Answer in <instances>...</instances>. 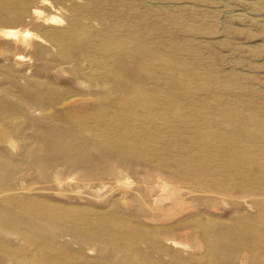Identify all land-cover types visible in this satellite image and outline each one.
I'll return each mask as SVG.
<instances>
[{
	"label": "rangeland",
	"instance_id": "1",
	"mask_svg": "<svg viewBox=\"0 0 264 264\" xmlns=\"http://www.w3.org/2000/svg\"><path fill=\"white\" fill-rule=\"evenodd\" d=\"M7 28L0 264H264V0H0Z\"/></svg>",
	"mask_w": 264,
	"mask_h": 264
},
{
	"label": "bare ground",
	"instance_id": "2",
	"mask_svg": "<svg viewBox=\"0 0 264 264\" xmlns=\"http://www.w3.org/2000/svg\"><path fill=\"white\" fill-rule=\"evenodd\" d=\"M42 12L43 11L41 9H38V8H34L32 10V14L37 15V16L42 14ZM46 23H49V24H52V25H61L62 19L60 17H58L57 15H53L52 14L51 16H49V18L47 19ZM0 33H2L6 37H13L15 40L22 39V41L24 39H26V38H32L33 37V34L30 31H28V30L23 31L21 33V35H20L18 29H9V28L2 29L0 31ZM17 59H24V56L19 55V56H17Z\"/></svg>",
	"mask_w": 264,
	"mask_h": 264
}]
</instances>
